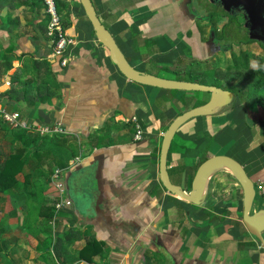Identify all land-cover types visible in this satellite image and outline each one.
<instances>
[{"label": "crops", "instance_id": "obj_1", "mask_svg": "<svg viewBox=\"0 0 264 264\" xmlns=\"http://www.w3.org/2000/svg\"><path fill=\"white\" fill-rule=\"evenodd\" d=\"M92 1L135 68L209 85L203 81L207 69L224 85L221 88L231 86L219 71L227 62L222 58L226 39L212 33L215 19L223 23L218 14L224 10L210 11L211 0ZM60 13L76 40L65 67L48 58L54 41L48 35L50 16L43 0H0L3 102L13 88L10 109L34 125L64 128L48 135L42 147L50 152V163H66V191L73 206L59 214L55 234L62 237L71 228L75 240L66 243L62 257L71 260L90 237L101 242L104 251L94 262L79 264H264L263 245L243 223V189L229 170L211 177L203 206L175 196L160 178L166 130L180 114L207 103L211 93L129 80L98 40L80 0H62ZM239 97L178 129L168 171L175 184L190 191L205 160L229 155L243 164L256 187L263 185V192L257 191L258 210L264 208V109L251 110ZM137 125L141 139L135 138ZM0 139L6 153L15 147L4 143L1 133ZM18 178L24 180V175ZM49 192L56 195L50 183L45 194ZM28 236H33L36 263H57L55 253L38 250V234Z\"/></svg>", "mask_w": 264, "mask_h": 264}, {"label": "trees", "instance_id": "obj_2", "mask_svg": "<svg viewBox=\"0 0 264 264\" xmlns=\"http://www.w3.org/2000/svg\"><path fill=\"white\" fill-rule=\"evenodd\" d=\"M61 6L62 0H57L59 13ZM218 16L220 18H226L229 16V21L222 27L221 30L222 37L227 41L231 38V34L235 28L242 30L244 23L240 22L238 15L224 12V14H218ZM249 39L252 38L249 37ZM258 41L264 49V38H261ZM237 43L241 44L242 42L237 41ZM233 55L234 66L237 68L235 69L237 73L236 77L240 80V84H244V87L243 89H238L237 91H235L234 87L231 86H228L227 89L235 92L238 96L240 94L241 97L247 95V102L251 101L253 104L257 103L259 107L264 109V54L259 53L253 55L256 63L255 68L250 65L252 57L251 52L241 50L239 54L233 53ZM6 57L11 64L10 57ZM29 83L30 82L27 83V86ZM14 90L15 89L11 88L9 91L7 90L8 92L6 91L9 98L6 99L7 104L16 94V90ZM247 91L249 93H246ZM251 97H253L254 100ZM2 101H4V99ZM14 131L15 130L11 126L6 124L0 118V133L4 137L8 136L9 140L7 141H9L10 144L12 143L15 145V147L9 150V153L4 155L3 159V152L1 151L3 144H0V198L2 197L1 194H5L9 190H14L19 186H22V189H24L27 199L29 200L28 207L30 210H27L29 211V214L28 216L26 215V219L24 221L26 226L24 230L28 231V234L39 235L41 241L43 242L41 244H44L41 249L42 252H47L49 254L55 253L57 263L54 264H67L71 262L72 264H79L81 261H85L86 263L94 262V257L102 254L104 251V246L101 242L95 238L89 237L86 244L78 251V254L77 252L74 253L73 257L70 258L71 260H69L67 258H63L62 256L65 255L63 251L66 252V243L70 241L73 242L75 240L72 233L73 230L68 228L62 237H58L57 234H55L57 223L54 225L53 221L56 215L55 205L58 198L57 194L49 196L45 194V191L47 189L46 186H48L49 183L51 184V174L54 169L58 167L64 168L66 167V163L52 161L49 164H45V159L50 156V152H48V150H43L42 147L49 140L47 138L48 135H41L38 131L33 132L27 130H17V133ZM21 131L23 132L22 134ZM30 144L33 145V148H29ZM21 173L24 175V180H20L18 178V175ZM31 210H33V213L35 212L36 218L34 219V223L31 225L30 230L27 225L32 217ZM9 215L11 217H15V219L17 218L18 220L16 211L13 210ZM26 231L25 233L27 234ZM6 241L7 240L4 239L2 240V243L6 245ZM47 243L51 244V247L46 245ZM50 249L51 251H49ZM1 255L2 254L0 252V256Z\"/></svg>", "mask_w": 264, "mask_h": 264}, {"label": "water", "instance_id": "obj_3", "mask_svg": "<svg viewBox=\"0 0 264 264\" xmlns=\"http://www.w3.org/2000/svg\"><path fill=\"white\" fill-rule=\"evenodd\" d=\"M80 2L92 23L98 40L109 50L112 61L126 78L133 82L163 89L211 93V98L207 103L180 114L166 130L160 158L161 181L164 187L175 196L203 206L206 204L208 184L211 177L221 170H229L243 189V223L250 234L255 236L264 247V208L255 210L254 206L258 196L257 187L240 161L229 155L209 157L198 168L190 191H186L181 185L175 184L171 180L168 171V154L178 129L193 118L208 116L229 106L237 97L235 92L216 85L169 79L135 68L127 59L113 34L103 24L93 1L80 0ZM211 2L219 4L228 13H241L244 16L245 25L250 27L251 30H264V14L261 12L264 0H211ZM255 38H257L256 40L261 39L260 36H255ZM210 41L212 45H215L214 39L211 38Z\"/></svg>", "mask_w": 264, "mask_h": 264}, {"label": "rangeland", "instance_id": "obj_4", "mask_svg": "<svg viewBox=\"0 0 264 264\" xmlns=\"http://www.w3.org/2000/svg\"><path fill=\"white\" fill-rule=\"evenodd\" d=\"M221 7L222 6L213 3V4L209 5V10L212 12H214L216 10L221 11V9H220ZM211 16H212V13H211ZM216 16L217 15H215L214 17H216ZM238 18H239L241 23H244L243 18L241 16H238ZM226 21H228L227 17L223 20V23L222 22L221 23L224 24ZM220 24H218L217 20L215 19V21L213 22V30H215V32H217L218 35L220 37H222V34H221L222 32L217 31V29H221L225 24L224 25H220ZM255 36H257V35L251 34V36H250L244 30H240V29L235 28V30L231 34V38H229V41L226 40V42L223 43V45H222L223 53H225V54L222 53V58H225V60H227V62L225 63L224 68L220 69V71H221L220 73H221V76L225 79L226 83L228 85L233 86L235 91H237L238 89H243L244 84H240V80L236 77L237 73H236L235 69H237V68L234 66V61H233L234 55H233V53L239 54V52L241 50H247V51L251 52L252 57H251L250 65H251V67L255 68L256 63H255V60L253 58V55L259 54V53L264 54L263 47L259 44V42L254 41L257 39V38H255ZM249 37L252 38L253 40L249 39ZM237 41H241L243 44L242 43L239 44V43H237ZM226 54H227V59L225 57ZM194 70H200V68H195ZM205 72H206L207 77L203 78L204 82H207L210 84H216L217 86L219 85L220 87L224 86L219 79H217L213 76V71H211V70L208 71L206 69ZM241 75H242V73H241ZM181 77H186V76L181 74ZM246 93H249V92L247 91ZM239 96H240V94H239ZM243 97L245 98V100L247 102V100H248L247 95H244ZM243 97L240 96L239 99H242ZM251 98L253 99V97H251ZM239 99L237 101L241 102V100H239ZM248 103H249V108H251V110L253 108H259L257 103L252 104L251 101H248ZM14 132L17 133V130H15ZM21 133H23V132L21 131ZM0 140H2V139H0ZM7 140H9L8 136L4 137L3 142L5 143V142H7ZM7 150H8V148L7 147L5 148L2 145V148H1V151L3 152L2 158L6 154ZM45 163L49 164L50 160L45 159ZM40 177H42V176H40ZM46 188H47V186H46ZM53 189L55 191V194H57V190L54 187H53ZM50 195L53 196L54 194L49 192V196ZM2 197H3V201L0 198V238H1L0 239V252L2 254L0 256V264H38L35 262L34 258H32L34 256V253L32 251V247H31L32 246L31 240H32L33 236L29 237L25 233L26 230H24L26 227L24 224V221L26 219V215L28 216L29 211H30L29 207H28L29 200L27 199V196H26V193L24 192V189H22V186H19L18 188H15L14 190L7 191L4 195H2ZM255 205H257V201L255 202ZM254 207H256V206H254ZM13 210L16 211V213L18 215V220H17V218L15 219V217H11L9 215L10 212H12ZM27 210H29V211H27ZM31 213H32L31 214L32 217L29 221V224L27 225L28 229H30V230H31V225H33L34 219L36 218L35 212L33 213V210H31ZM59 220L60 219H59V215H58L57 222ZM26 232L28 233V231H26ZM36 232H38V231H36ZM36 232H34V233H36ZM21 235H22V238L19 237ZM28 238H29V240H28ZM4 239L7 240L6 245L2 243V240H4ZM40 241H41V239L38 242V250H41L42 247L44 246V244L43 245L41 244L43 242L42 241L40 242ZM47 245H49V244L47 243ZM51 258L53 259V257H51ZM50 262H52V261H49V263Z\"/></svg>", "mask_w": 264, "mask_h": 264}, {"label": "built area", "instance_id": "obj_5", "mask_svg": "<svg viewBox=\"0 0 264 264\" xmlns=\"http://www.w3.org/2000/svg\"><path fill=\"white\" fill-rule=\"evenodd\" d=\"M46 12L50 16V23L48 26V35L53 38V48L49 55V59L59 60L58 63L65 67L69 63V57L67 56L68 49L76 43L75 37L70 35L66 30L62 16L58 11L57 0H43ZM10 84V80L7 81ZM2 88L0 87V118L6 124L11 126L14 130H27L38 131L41 135H53L56 133L64 132L62 125L58 124L54 127L44 125H34L27 117H24L18 110H12L9 108L7 102H3ZM136 139L142 138V130L137 125ZM51 185L57 190V202L55 205L56 215L54 218V225L58 220V215L62 211H66L73 206L71 198L67 195L66 182H65V169L55 168L51 174ZM257 191L263 192V185L257 186Z\"/></svg>", "mask_w": 264, "mask_h": 264}, {"label": "flooded vegetation", "instance_id": "obj_6", "mask_svg": "<svg viewBox=\"0 0 264 264\" xmlns=\"http://www.w3.org/2000/svg\"><path fill=\"white\" fill-rule=\"evenodd\" d=\"M218 5H219V4H218ZM221 8H222V7H221ZM224 12H226V11H224ZM261 12L264 14V5L261 7ZM227 13H228V12H227ZM229 14H231V13H229ZM232 14H233V13H232ZM234 14H236V15H238V16H241V17L243 18V22H244V24H243L242 30H244L245 32H247L249 35H251V34H255V35H257V36H260L262 39L264 38V30H262V29H260V30H258V31L251 30L250 27H247V26L245 25L244 16H243L241 13L236 12V13H234ZM227 18H228V21H229V16H228ZM228 21H227V22H228ZM221 30H222V28H221ZM212 33H213V34L216 33L215 30H213ZM212 39H213V38H212ZM258 40H259V39H258ZM258 40H256V42H259Z\"/></svg>", "mask_w": 264, "mask_h": 264}]
</instances>
